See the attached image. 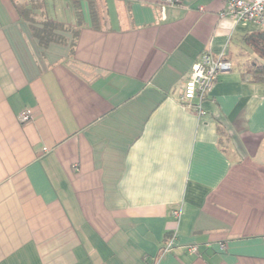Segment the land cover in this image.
Masks as SVG:
<instances>
[{"label": "crops", "instance_id": "0c3cea01", "mask_svg": "<svg viewBox=\"0 0 264 264\" xmlns=\"http://www.w3.org/2000/svg\"><path fill=\"white\" fill-rule=\"evenodd\" d=\"M226 1L0 0V264H264V28Z\"/></svg>", "mask_w": 264, "mask_h": 264}, {"label": "built area", "instance_id": "2783aa9c", "mask_svg": "<svg viewBox=\"0 0 264 264\" xmlns=\"http://www.w3.org/2000/svg\"><path fill=\"white\" fill-rule=\"evenodd\" d=\"M157 5L161 12L165 6L177 5L181 0H147ZM236 23L253 24L264 28V0H227L221 14ZM232 62L222 55L214 57L208 51H203L193 65L190 76L181 90L180 100L185 106L203 115L202 102L211 90L218 75L229 71ZM31 117L29 110L20 113V120L27 121ZM172 214L178 218L180 212L174 210ZM190 251H196V246H189Z\"/></svg>", "mask_w": 264, "mask_h": 264}, {"label": "trees", "instance_id": "16d2710c", "mask_svg": "<svg viewBox=\"0 0 264 264\" xmlns=\"http://www.w3.org/2000/svg\"><path fill=\"white\" fill-rule=\"evenodd\" d=\"M23 12H25L23 10ZM32 19V18H31ZM62 25L52 20H42L41 26L33 27L34 35L38 38L41 45H47L50 42H60L62 36L55 31L60 30ZM74 38L77 36V30L74 31ZM246 73L256 82H264V63L254 62L245 66Z\"/></svg>", "mask_w": 264, "mask_h": 264}]
</instances>
